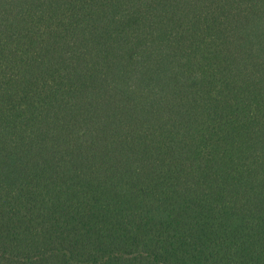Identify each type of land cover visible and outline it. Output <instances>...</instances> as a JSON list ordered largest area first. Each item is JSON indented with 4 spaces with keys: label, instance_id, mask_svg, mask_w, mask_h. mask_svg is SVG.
Masks as SVG:
<instances>
[{
    "label": "trees",
    "instance_id": "trees-1",
    "mask_svg": "<svg viewBox=\"0 0 264 264\" xmlns=\"http://www.w3.org/2000/svg\"><path fill=\"white\" fill-rule=\"evenodd\" d=\"M0 264H264V0H0Z\"/></svg>",
    "mask_w": 264,
    "mask_h": 264
}]
</instances>
